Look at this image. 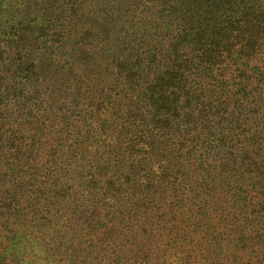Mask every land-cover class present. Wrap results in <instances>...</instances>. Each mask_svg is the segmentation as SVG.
Returning a JSON list of instances; mask_svg holds the SVG:
<instances>
[{"label":"trees","instance_id":"trees-1","mask_svg":"<svg viewBox=\"0 0 264 264\" xmlns=\"http://www.w3.org/2000/svg\"><path fill=\"white\" fill-rule=\"evenodd\" d=\"M0 264H264V0H0Z\"/></svg>","mask_w":264,"mask_h":264}]
</instances>
